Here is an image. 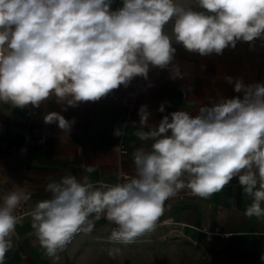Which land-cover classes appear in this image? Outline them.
I'll return each mask as SVG.
<instances>
[{
	"label": "clouds",
	"instance_id": "9594fccd",
	"mask_svg": "<svg viewBox=\"0 0 264 264\" xmlns=\"http://www.w3.org/2000/svg\"><path fill=\"white\" fill-rule=\"evenodd\" d=\"M113 5L114 0H0V102L39 108L54 97L58 104L76 107L127 88L136 77L147 81L150 68L183 78L174 63L176 44L207 57L221 56L241 42H264V0H196V7L178 0H120ZM223 79L242 95L203 104L195 115L176 110L150 124L151 111L140 106L134 135L151 145L133 151L134 175L124 182L97 185L71 173L49 178L45 191L51 198L37 201L29 213L49 257L58 259L75 234L90 232L102 217L115 225L112 242L130 244L155 230L165 202L182 190L207 199L233 178L251 199L244 214L264 218V81ZM158 111H165L164 103ZM43 122L56 123L68 136L75 120L52 111ZM128 126L113 135L123 137ZM29 200L19 187L0 196V264L14 247L17 210ZM119 252L112 248L108 254L114 258Z\"/></svg>",
	"mask_w": 264,
	"mask_h": 264
},
{
	"label": "crops",
	"instance_id": "0c3cea01",
	"mask_svg": "<svg viewBox=\"0 0 264 264\" xmlns=\"http://www.w3.org/2000/svg\"><path fill=\"white\" fill-rule=\"evenodd\" d=\"M178 2L196 7V0ZM119 4L120 0H114V7ZM174 46V63L183 78L172 79L168 69L150 68L147 81L136 77L127 88L121 86L99 101L81 102L76 107L58 104L54 97L39 108L20 109L0 102V196L22 188L30 195L23 204L31 208L37 201L51 198L45 191L49 178L71 173L78 179L87 176L97 185L124 182L134 175L133 151L151 145L134 135L139 129L141 105H147L152 113L149 123L158 124L163 115L173 111L195 115L203 104L242 95L224 81L225 75L243 78L245 83L257 82L252 80L253 74L240 69V57L246 51L240 43L221 56L207 57ZM162 103L163 113L158 111ZM52 111L75 120L68 136H63L56 123L43 122V116ZM124 124L129 125L125 135L114 136V129ZM250 203L238 178L207 199L185 189L165 202L159 220L170 216L174 223L168 227L157 226L130 244H116L110 240L109 223L102 217L94 220L90 232L75 234L58 251L56 260L40 245L28 213L16 226L14 247L6 253L4 264H264L260 259L264 254V218L244 214ZM112 248L120 249L114 258L108 254Z\"/></svg>",
	"mask_w": 264,
	"mask_h": 264
},
{
	"label": "rangeland",
	"instance_id": "374dc122",
	"mask_svg": "<svg viewBox=\"0 0 264 264\" xmlns=\"http://www.w3.org/2000/svg\"><path fill=\"white\" fill-rule=\"evenodd\" d=\"M240 44L241 48L246 50L240 57V69L253 74L252 80L264 81V42L256 41L252 45L242 42Z\"/></svg>",
	"mask_w": 264,
	"mask_h": 264
},
{
	"label": "built area",
	"instance_id": "2783aa9c",
	"mask_svg": "<svg viewBox=\"0 0 264 264\" xmlns=\"http://www.w3.org/2000/svg\"><path fill=\"white\" fill-rule=\"evenodd\" d=\"M116 183H121V182H116ZM116 183H112V184H116ZM35 204H36V203H35ZM35 204H33L32 207H34ZM32 207H31V208H32ZM31 208H27L24 204H22L21 207L17 210V213H16V214H17V215L20 217V219H21L23 216H25L26 214L30 213ZM107 222H108V221H107ZM108 223H109L110 229H111V231H112L113 228L115 227V225L112 224V223H110V222H108ZM173 223H174V220H173L170 216H167V217H165V218H162V219L158 220V222H157V226H165V227H168L169 225H171V224H173ZM82 232H83V231L78 232L77 234H80V233H82ZM168 233H172V230H170Z\"/></svg>",
	"mask_w": 264,
	"mask_h": 264
}]
</instances>
